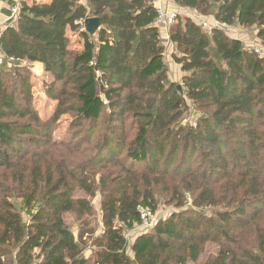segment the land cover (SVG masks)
Wrapping results in <instances>:
<instances>
[{
	"label": "trees",
	"instance_id": "16d2710c",
	"mask_svg": "<svg viewBox=\"0 0 264 264\" xmlns=\"http://www.w3.org/2000/svg\"><path fill=\"white\" fill-rule=\"evenodd\" d=\"M174 1L254 27L264 45V0ZM91 17L101 23L93 35ZM156 18L154 0L22 1L1 32L0 55L16 62L0 67V264H264V57L223 28L177 16L179 85ZM36 62L57 102L49 119L33 104ZM188 101L202 112L194 123L184 122ZM161 202L177 210L130 245L140 208ZM89 241L99 249L86 257ZM211 244L217 252L202 258Z\"/></svg>",
	"mask_w": 264,
	"mask_h": 264
},
{
	"label": "rangeland",
	"instance_id": "374dc122",
	"mask_svg": "<svg viewBox=\"0 0 264 264\" xmlns=\"http://www.w3.org/2000/svg\"><path fill=\"white\" fill-rule=\"evenodd\" d=\"M22 1H27L28 3H31L28 0H20L19 5H21ZM164 1L166 2L167 9L170 13H176L178 17H181V18H185V17L192 18L194 21L200 24L204 28V30L207 32H209L211 28L215 26L223 28L230 37L242 39V41L245 43L247 48L252 47V48L261 50L259 54L262 57H264V45L261 44V42L256 37L257 32L254 27H251V28L244 27L243 28L237 24L231 27H226L218 23L214 19L213 16H204L201 13H199L197 10L185 8L179 5L174 0H164ZM156 25L160 28V31L162 32L161 38H162V44L164 46V56H165V60L169 68L170 78L176 82H180L179 83L180 85L182 84L181 80L183 77V72L181 71L180 65L174 59V55L178 52H177L175 44L170 42V38H169V27L170 26L164 27V26L157 24V22H156ZM68 35L71 38V48L73 49L82 48L83 40L80 38V36L77 33L68 31ZM30 67H31V70L33 71V80H32V85H33L32 92L34 96L33 104L38 109L42 118L49 119L53 115L56 104H57L56 101L50 99L47 96V93L45 90V83L50 82L51 78L47 73H45L44 68L42 67L33 68L31 65ZM188 105L189 106L184 114V122L194 123L198 115L202 112L196 109V106L193 104V102L188 101ZM71 121H72L71 113H66L60 118V120L58 121L54 129V135L57 140L61 141L65 137L69 136L68 134L70 131ZM92 203L96 210V214H95L94 222L92 223L91 226L94 227L95 236H96L102 233V228H103L102 223H101L100 195L99 194L92 199ZM173 210L174 211L177 210L173 205H168V204L161 202L157 210L155 211L156 219L154 221L160 218L167 217V215H169V213H171ZM66 218L73 232L77 235L79 223H76L77 221L74 215L69 214L66 216ZM144 228L145 227L142 225H136L135 229L125 231V237L127 238L128 243L130 245H131V242H133V240L135 239L136 235L139 232H141ZM91 241H89V245L84 250V255L86 257L91 255L93 252L99 249L97 247H94ZM217 250L218 248L216 245L211 244L207 246L205 254L202 258H206L207 255H210L211 253H216ZM131 253L132 252L130 251V254ZM202 261L203 260H200L199 262H190L188 264H202Z\"/></svg>",
	"mask_w": 264,
	"mask_h": 264
},
{
	"label": "built area",
	"instance_id": "2783aa9c",
	"mask_svg": "<svg viewBox=\"0 0 264 264\" xmlns=\"http://www.w3.org/2000/svg\"><path fill=\"white\" fill-rule=\"evenodd\" d=\"M29 2L37 1V0H28ZM20 2L14 4L11 7V14L9 17V21L7 26H11L17 22L21 5H19ZM154 5L157 11V18L156 22L157 24L161 26H170L172 25L177 18L176 13H170L167 9L166 2L164 0H154ZM256 53L259 54L261 50L255 49ZM260 55V54H259ZM261 56V55H260ZM14 62H16L14 57H9L8 59H5L3 55H0V67L3 66L4 64H8L11 66ZM25 64V63H23ZM105 103H107L105 101ZM156 219V214L149 208H140V220H141V225L144 227H149L154 223ZM154 221V222H153Z\"/></svg>",
	"mask_w": 264,
	"mask_h": 264
},
{
	"label": "crops",
	"instance_id": "0c3cea01",
	"mask_svg": "<svg viewBox=\"0 0 264 264\" xmlns=\"http://www.w3.org/2000/svg\"><path fill=\"white\" fill-rule=\"evenodd\" d=\"M20 0H0V34L7 27L9 17L11 14V7L18 3ZM81 3H85V0H80ZM242 40V39H241ZM33 68L43 67L42 63L36 62L32 64Z\"/></svg>",
	"mask_w": 264,
	"mask_h": 264
},
{
	"label": "water",
	"instance_id": "95a60500",
	"mask_svg": "<svg viewBox=\"0 0 264 264\" xmlns=\"http://www.w3.org/2000/svg\"><path fill=\"white\" fill-rule=\"evenodd\" d=\"M85 25L86 30L89 32V34L93 35L97 32L98 29H100L101 23L99 18L91 17L85 19ZM79 264H85V259H82Z\"/></svg>",
	"mask_w": 264,
	"mask_h": 264
}]
</instances>
